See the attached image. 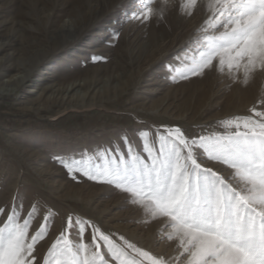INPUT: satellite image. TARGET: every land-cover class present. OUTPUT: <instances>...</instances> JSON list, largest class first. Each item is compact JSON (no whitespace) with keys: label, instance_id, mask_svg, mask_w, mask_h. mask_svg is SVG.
Wrapping results in <instances>:
<instances>
[{"label":"rangeland","instance_id":"obj_1","mask_svg":"<svg viewBox=\"0 0 264 264\" xmlns=\"http://www.w3.org/2000/svg\"><path fill=\"white\" fill-rule=\"evenodd\" d=\"M150 6L159 10L160 0ZM140 7L139 0H0V60L6 61L0 79L21 64L31 66L13 93H0V207L23 204L26 212L36 203L40 218L44 209L55 213L50 234L39 245L41 258L70 213L153 254L175 256L176 244L163 238V219L145 222L128 194L80 174L73 178L61 159L98 157L114 146L125 153L123 136L139 152V133H154L161 125L179 126L189 136L223 131L219 121L250 114L264 97V73L246 85L234 82L227 68L180 78L195 29L206 18L203 0L191 17L180 14L179 0H171L163 19L148 22L132 19ZM70 20L80 25L78 35L55 42L57 25ZM169 66L176 71L170 74ZM91 70L98 72L94 88L78 85L59 94L61 84L88 77ZM105 83L116 89L84 103L72 99L76 90L92 95L106 89ZM198 162L226 179L231 174L204 157ZM4 219L6 214L0 223ZM38 224L39 219L33 231Z\"/></svg>","mask_w":264,"mask_h":264},{"label":"snow or ice","instance_id":"obj_2","mask_svg":"<svg viewBox=\"0 0 264 264\" xmlns=\"http://www.w3.org/2000/svg\"><path fill=\"white\" fill-rule=\"evenodd\" d=\"M152 2L139 0L132 19H163L171 0H160L159 10ZM203 2L206 18L195 29L180 78L227 68L234 82L246 85L264 73V0ZM179 3L180 14L191 17L201 0ZM169 67L170 74L176 71ZM248 112L219 121L223 131L189 136L179 126L161 125L154 133H139V152L123 136L125 153L114 146L98 157L61 159L73 178L80 174L128 194L145 222L163 219V238L176 244L175 256L153 254L70 213L41 258L39 245L50 234L55 213L44 209L40 218V207L32 203L26 212L23 204L0 207V216L6 214L0 223V264H264V97ZM201 157L231 174L226 179L202 166Z\"/></svg>","mask_w":264,"mask_h":264},{"label":"bare ground","instance_id":"obj_3","mask_svg":"<svg viewBox=\"0 0 264 264\" xmlns=\"http://www.w3.org/2000/svg\"><path fill=\"white\" fill-rule=\"evenodd\" d=\"M71 19H72V17H71ZM77 24H75L74 21H71V20L68 22L63 21V22L59 23L54 30V33L52 36L53 40L56 42L59 38H61L63 36H67L68 38L76 37L79 33V28H80V25H77ZM1 46H2V42L0 41V47ZM5 62H6L5 59L3 60V63H2V60H0V68ZM19 64H21V63L19 62ZM21 65L23 66L22 69H20L19 71H17L16 73H14L12 75H9L3 79H0V93H2V94L13 93L20 86V83H22L24 81V79L27 77V75H29L28 72L30 71L31 66L27 67L24 64H21ZM97 75H98L97 70H91V73L88 75V77H83V78H78V77L74 78L73 77L70 81H67L65 83V86L63 84H61L60 85L61 87H59L57 90L60 89L59 94L60 95L63 94V97H64V95H66L67 93L72 91L78 85H81V87H85L87 89H90L91 87L95 86V84L97 82ZM80 81H81V83H80ZM105 85H106V89L104 87L103 89H100L98 91H94L95 93L92 95H89V93L86 92V89H85V91H80V90L77 91L76 90V93L77 92L78 93H77L76 97L72 98V99H75V101L77 103H84L86 101L95 100V98H97V97L101 98L103 95L107 94L110 90L116 89V87L114 85H110V84L107 85V83H105ZM72 99L70 98L68 100V103L73 101Z\"/></svg>","mask_w":264,"mask_h":264}]
</instances>
